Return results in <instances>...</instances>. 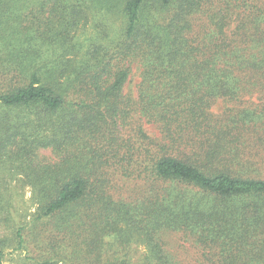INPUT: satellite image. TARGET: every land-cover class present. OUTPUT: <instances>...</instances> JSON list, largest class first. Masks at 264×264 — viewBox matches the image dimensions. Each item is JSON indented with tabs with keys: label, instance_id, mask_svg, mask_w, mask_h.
Masks as SVG:
<instances>
[{
	"label": "trees",
	"instance_id": "obj_1",
	"mask_svg": "<svg viewBox=\"0 0 264 264\" xmlns=\"http://www.w3.org/2000/svg\"><path fill=\"white\" fill-rule=\"evenodd\" d=\"M210 1L126 0L119 41L91 45L73 63L66 51L78 49L63 42L82 10L53 0L46 19L34 15L30 23L33 39L48 41L51 51L0 45V162L15 164L34 187V264H174L158 239L166 231L190 237L211 264H264V178L236 169L244 166V127L211 112L218 99H237L246 88L241 79L264 67V29L254 40L238 26L234 41L260 42L259 59L247 47L200 43L193 22ZM223 2L220 33L246 7V0ZM7 24L19 41L20 22ZM132 62L140 70L137 102L122 93ZM135 111L159 137L141 124L131 127L134 138L123 137ZM44 148L55 162L38 161ZM115 173L140 180L145 193L116 200ZM22 230L18 247H26ZM132 241L146 246L134 263ZM3 246L0 236V264Z\"/></svg>",
	"mask_w": 264,
	"mask_h": 264
},
{
	"label": "rangeland",
	"instance_id": "obj_2",
	"mask_svg": "<svg viewBox=\"0 0 264 264\" xmlns=\"http://www.w3.org/2000/svg\"><path fill=\"white\" fill-rule=\"evenodd\" d=\"M12 1L0 0V8L5 5L3 10L0 9V45L38 46L39 44L38 47L43 45L49 50L48 41L42 43L40 39H33L35 27L30 23L34 21V15L45 20L53 0H18L16 4L17 0ZM43 1H46V5L40 13H37ZM60 1V7L65 10L78 6L82 10V16L78 26L71 32L70 40L63 42L64 45H75L77 47L75 49H78V51H66L68 60H73V63L79 60L85 52H89L91 45L109 47L108 45H114L119 41L125 25L122 8L126 0ZM223 1L211 0L205 6L204 11L196 15L193 22L195 38L202 44L217 45L219 48L227 44H231L227 48L231 47L232 50L238 46L247 47L257 59L263 57L260 53L261 43L254 40L259 36V31L264 29V0H262L263 4L259 0H246V7L241 8L240 12H233L232 16L227 18V25L220 33L218 21L226 14L227 9ZM10 3H13L17 10L12 9V6L8 7ZM10 18L18 20L23 28L19 41H12L9 37L12 33V26L7 24ZM238 26L243 27L242 33L245 32V38L253 35L254 40L246 43L234 42L240 39L237 36ZM54 45H61V43ZM59 52L62 50L57 49L54 55L56 56ZM6 55L3 53L1 57ZM37 60L41 62L42 57ZM259 69L251 77L241 79L246 88L239 92L237 99H218L212 105L211 112L225 118V122L231 118L244 127L239 139L242 149L241 162L244 166L236 167V169L247 176L264 178V67L261 66ZM139 72L138 64L132 62L129 77L122 88L123 95L133 102L138 100ZM246 116L248 117L245 118ZM242 119L245 120L242 121ZM137 124H141L150 137H159L157 126L147 122L138 114V111L133 114L132 124L130 123L122 131L123 137L134 138V131L131 127ZM37 154L38 161H56V157L49 148L39 149ZM23 175L24 173L15 164L0 162V236L4 239L3 264H34V259L39 253L37 248L39 243L30 242L33 241V229L29 221L36 211L32 191L34 187L24 182ZM110 191L116 200L136 199L145 193L144 184L140 180L133 181L116 173ZM19 227L23 228L27 249L18 247L16 231ZM158 239L174 264H211L204 259L201 246L181 232L166 231L160 233ZM145 249L144 244L139 245L132 241L128 251L131 262H137Z\"/></svg>",
	"mask_w": 264,
	"mask_h": 264
}]
</instances>
